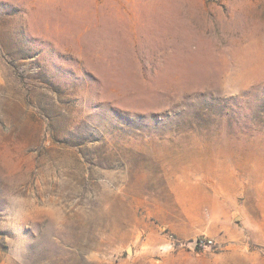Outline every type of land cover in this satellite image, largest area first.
I'll return each mask as SVG.
<instances>
[{"label": "rangeland", "instance_id": "374dc122", "mask_svg": "<svg viewBox=\"0 0 264 264\" xmlns=\"http://www.w3.org/2000/svg\"><path fill=\"white\" fill-rule=\"evenodd\" d=\"M0 264H264V0H0Z\"/></svg>", "mask_w": 264, "mask_h": 264}]
</instances>
